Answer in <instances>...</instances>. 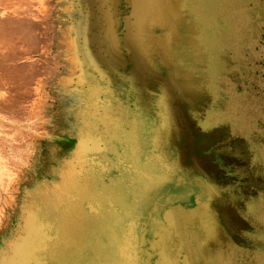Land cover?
<instances>
[{
    "label": "flooded vegetation",
    "instance_id": "obj_1",
    "mask_svg": "<svg viewBox=\"0 0 264 264\" xmlns=\"http://www.w3.org/2000/svg\"><path fill=\"white\" fill-rule=\"evenodd\" d=\"M223 1L144 24L125 0H103L116 13L99 24L85 1L74 18L69 119L85 126L59 144L88 132L84 209L114 225L123 261L264 264V0Z\"/></svg>",
    "mask_w": 264,
    "mask_h": 264
},
{
    "label": "rangeland",
    "instance_id": "obj_2",
    "mask_svg": "<svg viewBox=\"0 0 264 264\" xmlns=\"http://www.w3.org/2000/svg\"><path fill=\"white\" fill-rule=\"evenodd\" d=\"M53 1L29 0L24 5L25 0H0V243L16 226L20 205L36 198L43 218L52 220L57 232L49 251L54 264H118L114 255L117 229L90 226L98 219L84 209L88 197L85 154L92 140L88 132L77 129L76 146L59 144L65 141L64 132L85 126L81 112L78 123L71 125L69 119L72 29L85 0ZM227 1L248 5L245 0H224V5ZM12 27L16 32H10ZM22 47L41 53L21 54ZM11 50L15 51L11 54ZM106 52L113 56L111 49ZM20 64L23 70H18ZM94 92L82 93L81 101L86 104ZM50 187L52 193H60L62 203L53 211L44 198Z\"/></svg>",
    "mask_w": 264,
    "mask_h": 264
},
{
    "label": "water",
    "instance_id": "obj_3",
    "mask_svg": "<svg viewBox=\"0 0 264 264\" xmlns=\"http://www.w3.org/2000/svg\"><path fill=\"white\" fill-rule=\"evenodd\" d=\"M87 8L93 16V21L104 23L105 15L116 13L103 10V0H85ZM131 6L130 12L137 14L141 24L148 23L149 16L154 12L159 19L169 13L172 6H177L179 0H125ZM164 17H163V16ZM161 17V18H160ZM148 37V35L146 36ZM46 207L58 209L62 203L58 200L59 192L47 188ZM55 196L53 197V195ZM40 202L36 198L25 201L20 205V217L10 235L0 243V264H54L49 258L50 244L57 238L54 222L43 218Z\"/></svg>",
    "mask_w": 264,
    "mask_h": 264
},
{
    "label": "bare ground",
    "instance_id": "obj_4",
    "mask_svg": "<svg viewBox=\"0 0 264 264\" xmlns=\"http://www.w3.org/2000/svg\"><path fill=\"white\" fill-rule=\"evenodd\" d=\"M48 1H49V0H48ZM50 1H52V0H50ZM17 2H18V1H17ZM26 2H29V0H25V2H23L24 5H26ZM53 2H55V0H54ZM51 3H52V2H51ZM21 5H22V4H21ZM52 5H53V3H52ZM80 6H81V5H80ZM85 14H86V12H85ZM49 18H51V17H49ZM52 20H53V19H52ZM29 22H30V21H29ZM25 23H26V22H25ZM69 23H70V22H69ZM50 24H52V23L50 22ZM9 25H10V24H9ZM20 25H21V24H20ZM33 25H34V24H33ZM100 26H101V25H100ZM9 29H10V28H9ZM25 29H26V28H25ZM32 29H33V28H32ZM14 31L16 32V29H15V27H12V28L10 29V32H14ZM38 38H39V37H38ZM66 38L69 39L70 37H69V38L66 37ZM94 38H95V37H94ZM91 41H92V40H90V42H91ZM69 42H70V41H69ZM92 43H93V42H92ZM68 45H69V44H68ZM86 45H87V44H86ZM94 47H95V46H94ZM65 48L68 49V50L70 49L69 47H66V46H65ZM65 48H64V49H65ZM86 49H87V48H86ZM9 50H10V49H9ZM58 50H59V49H58ZM70 51H71V50H70ZM71 57H72V56H71ZM84 59H85V58H84ZM90 59H91V58H90ZM72 60H73V58H72ZM33 63H34V62H33ZM34 65H35V64H34ZM47 70H49V69H47ZM56 76H57V75H56ZM61 76H62V74H61ZM53 79H54V78H53ZM240 143H241V142H240ZM145 148H146V147H145ZM155 149H156V148H155ZM178 153H179V152H178ZM158 155H159V154H158ZM164 155H165V154H164ZM209 157H212V156L209 155ZM181 166H182V165H181ZM209 166H211V165H209ZM209 169H210V168H209ZM200 171H201V170H200ZM182 172H183V171H182ZM204 172H206V171H204ZM214 173H215V172H214ZM204 192H205V191H204ZM199 194H200V193H199ZM209 195H210V194H209ZM201 196H203V195H201ZM204 197H205V196H204ZM194 201H195V199H194ZM208 201H209V200H208ZM210 201H211V200H210ZM201 206H202V205H201ZM172 208H173V207H172ZM189 208H190V207H189ZM206 208H207V207H206ZM183 209H184V208H183ZM185 209H187V208H185ZM202 209H203V208H202ZM167 210H168V209H167ZM176 210L178 211V209H176ZM193 210H194V209H193ZM198 210H199V209H198ZM180 211H181V210H180ZM204 211H205V210H204ZM219 211H220V210H219ZM178 212H179V211H178ZM194 212H195V211H194ZM196 212H197V211H196ZM214 213H215V212H214ZM178 214H180V213H178ZM200 214H201V213H200ZM200 214H199V215H200ZM205 214H206V213H205ZM161 215H162V214H161ZM180 217H181V216H180ZM212 217H213V216H212ZM215 217H216V216H215ZM182 218H183V217H182ZM184 218H185V216H184ZM190 218H191V217H190ZM203 218H204V215H203ZM205 218H206V217H205ZM205 218H204V219H205ZM208 218H209V217H208ZM188 219H189V218H188ZM201 219H202V218H201ZM236 219H237V218H236ZM183 220L187 221L186 219H183ZM191 220H192V219H191ZM194 220H195V219H194ZM194 220H193V221H194ZM185 221H184V222H185ZM188 221H189V220H188ZM198 221H199V220H198ZM204 221H205V220H204ZM234 221H235V220H234ZM199 222H200V221H199ZM209 222H210V221H209ZM232 222H233V221H232ZM189 223H191V222H189ZM193 223H194V222H193ZM202 223H204V222H202ZM210 223H211V222H210ZM233 223H235V222H233ZM175 224H177V223H175ZM185 224H187V223L185 222ZM185 224H184V225H185ZM197 224H198V223H197ZM207 224H209V223H207ZM207 224H205V225H207ZM256 224H257V223H256ZM178 225H179V223H178ZM178 225H177V226H178ZM181 225H182V224H180V226H178V228H180ZM192 225H193V224H192ZM198 225H199V224H198ZM215 225H216V224H215ZM233 225H234V224H233ZM240 225H241V224H240ZM187 226L189 227L190 225L187 224ZM199 226H200V225H199ZM160 227H161V225H160ZM171 227H172V226H171ZM191 227H195V226H191ZM248 227H249V226H248ZM196 228H197V226H196ZM201 228H202V227H201ZM227 228H228V227H227ZM231 228H232V227H231ZM240 228H241V227H240ZM184 229H185V227H184ZM204 229H205V227H204ZM234 229H235V228H234ZM234 229H233V230H234ZM238 229H239V228H238ZM263 229H264V228H263ZM162 230H163V229H162ZM166 230H167V229H166ZM175 230H176V229H175ZM190 230H192V229L190 228ZM198 230H199V229H198ZM207 230H210V229H207ZM163 231H164V230H163ZM171 231H172V230H171ZM183 231L185 232V230H183V228H182V231H178V230H177L178 233H179V232H182V233H183ZM192 231H193V230H192ZM212 231H213V230H212ZM177 232H176V233H177ZM190 232H191V231H190ZM193 232H194V231H193ZM200 232H201V231H200ZM172 233H173V232H172ZM195 233H196V232H195ZM202 233H203V232H202ZM214 233H215V232H214ZM168 234H169V233H168ZM180 234H181V233H180ZM180 234H179V236L182 237V235H180ZM187 234H189V233H187ZM174 235H178V234H175V233H174ZM174 235H173V237H174ZM208 235H209V234H208ZM200 236H201V235H200ZM156 237H157V236H156ZM181 237H180V239H181ZM188 237H189V235H188ZM213 238H214V237H213ZM186 239H188V238H186ZM186 239H185V240H186ZM152 240H153V238H152ZM160 240H161V239H160ZM177 240H178V238L176 239V241H177ZM153 241H154V240H153ZM180 241H182V240H180ZM187 241H188V240H187ZM193 241H195V240L193 239ZM207 241H208V240H207ZM224 241H225V240H224ZM161 242H162V241H161ZM161 242H157V244H158V243H161ZM171 242H172V241H171ZM214 242H215V241H214ZM226 242H227V241H226ZM143 243H144V242H143ZM149 243H150V242H149ZM175 243H176V242H175ZM178 243H179V242H178ZM161 244H162V243H161ZM165 244H166V243H165ZM168 244H169V243H168ZM192 244H193V243H192ZM194 244L197 245V243H194ZM162 245H163V244H162ZM166 245H167V244H166ZM198 245H199V244H198ZM205 245H206V244H205ZM235 245H236V244H235ZM151 246H152V245H151ZM153 246H154V245H153ZM153 246H152V247H153ZM157 246H158V245H157ZM202 246H203V245H202ZM202 246H201V247H202ZM155 247H156V244H155ZM164 247H165V246H164ZM166 247H167V246H166ZM171 247H172V246H171ZM192 247H193V246H192ZM124 248H125V247H124ZM149 248H150V247H149ZM156 248H158V247H156ZM160 249H162V248L159 247L158 250H160ZM172 249H173V248H172ZM128 251H129V250H128ZM156 251H157V249H156ZM161 251H162V250H161ZM161 251H160V253H161ZM144 252H145V251H144ZM146 252H147V250H146ZM153 252H155V251H153ZM164 252H165V251H164ZM172 252H173V251H172ZM148 253H149V251H148ZM169 253H170V252H169ZM150 254H151V253H150ZM156 254H159V253L156 252ZM162 254H163V253H162ZM162 254H161V255H162ZM173 254H174V253H173ZM173 254H172V255H173ZM114 255H115V259H116V261H117L118 264H140V263H137V262L134 263V262L129 261V260H125V261H123L120 257H118V252L116 251V247H115V249H114ZM161 255H160V256H161ZM170 255H171V254H170ZM95 256H96V255H95ZM162 256H163V255H162ZM168 256H169V255H168ZM178 257H179V256H178ZM157 258H158V257H157ZM157 258H156V259H157ZM161 258H162V257H161ZM164 258H166V257H164ZM164 258H163V260H164ZM159 259H160V258H159ZM159 259H158V260H159ZM144 260H145V259H144ZM161 260H162V259H161ZM145 261H146V260H145ZM153 261H154V260H153ZM169 262H170V261H169ZM171 262H173V261H171ZM163 263H164V262H163ZM145 264H148V263H145ZM156 264H158V263H156ZM167 264H168V263H167Z\"/></svg>",
    "mask_w": 264,
    "mask_h": 264
},
{
    "label": "crops",
    "instance_id": "obj_5",
    "mask_svg": "<svg viewBox=\"0 0 264 264\" xmlns=\"http://www.w3.org/2000/svg\"><path fill=\"white\" fill-rule=\"evenodd\" d=\"M17 50V49H16ZM13 51H15V50H11L10 52H11V54L13 53ZM18 51H19V53H21V54H23V53H25V54H28L30 51H33V52H36L37 54H39V53H41V51H40V49H27L26 47H22V49H18ZM60 51V50H59ZM20 54V55H21ZM58 54H60V52L58 53ZM10 61H11V59H9ZM18 63V62H17ZM16 63V66L18 67V64ZM9 64V63H8ZM25 67L24 66H22V64H20V67L18 68V70L19 69H24ZM13 80V79H12Z\"/></svg>",
    "mask_w": 264,
    "mask_h": 264
}]
</instances>
